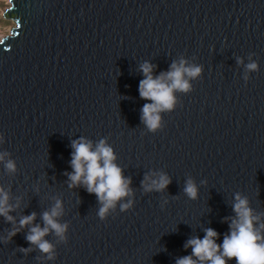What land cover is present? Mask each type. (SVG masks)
I'll return each mask as SVG.
<instances>
[{"label": "water", "instance_id": "95a60500", "mask_svg": "<svg viewBox=\"0 0 264 264\" xmlns=\"http://www.w3.org/2000/svg\"><path fill=\"white\" fill-rule=\"evenodd\" d=\"M2 16L13 26L0 38V189L15 223L0 217V264H175L206 229L222 243L237 194L264 224V0H8ZM181 59L201 72L149 132L140 66L155 78ZM82 137L104 140L131 180L103 222L96 196L65 175ZM153 174L170 178L165 191L141 187ZM57 200L68 228L44 237L53 259L28 244V227L4 243L23 216L44 227Z\"/></svg>", "mask_w": 264, "mask_h": 264}, {"label": "clouds", "instance_id": "9594fccd", "mask_svg": "<svg viewBox=\"0 0 264 264\" xmlns=\"http://www.w3.org/2000/svg\"><path fill=\"white\" fill-rule=\"evenodd\" d=\"M11 2V0H9ZM241 61H237L240 63ZM154 66L148 62L140 66L143 79L138 85L139 96L142 100L151 101L145 103L141 109V123L149 130L155 132L160 127L159 113L164 110H171L174 107L175 91L188 92L190 84L187 78L194 79L199 76L201 68L199 66H186V61L181 59L179 63L173 62L170 70L162 72L159 76L153 77ZM249 71H255L257 65L250 63L247 65ZM2 139V138H0ZM73 152L71 154V173H65L70 183V189L83 187L89 194H94L101 205L97 213L103 222L111 209H115L118 202L131 195L129 187L131 180L122 175V169L115 163L113 149L101 140L95 145L85 138L74 140L71 144ZM4 155H0L3 161ZM5 167L10 171H15V164L9 160ZM171 183L170 178L165 174L145 175L141 182V187L145 192H163ZM184 194L192 200L197 198L198 190L196 185L188 180L184 186ZM233 211L235 219L229 224V233L224 236L221 244H217L218 233L211 228L205 230L203 239L193 237L184 245L185 249L191 248V255L184 256L176 260L175 264H227L235 259L236 264H264V224L259 228L254 224L259 221L258 216H254L252 209L248 206L247 199L241 198L239 194L235 196ZM132 207V201L121 203L120 210L125 212ZM13 211V206L8 203V195L0 189V217L5 222L14 224V218L8 215ZM62 202L57 200L56 204L42 214L44 227L39 224L33 226L36 214L32 213L21 217L19 227L8 233L4 243L11 241L20 229L28 227V234L25 236L30 246H35L41 253L48 254V259H53L51 253L54 246L44 239L51 232L61 241L65 239L68 225L57 222V218L62 215ZM21 253L27 254L31 248L20 249ZM195 257V259H193Z\"/></svg>", "mask_w": 264, "mask_h": 264}, {"label": "rangeland", "instance_id": "374dc122", "mask_svg": "<svg viewBox=\"0 0 264 264\" xmlns=\"http://www.w3.org/2000/svg\"><path fill=\"white\" fill-rule=\"evenodd\" d=\"M8 7V0H0V38L7 35L13 23L3 18L2 13Z\"/></svg>", "mask_w": 264, "mask_h": 264}]
</instances>
